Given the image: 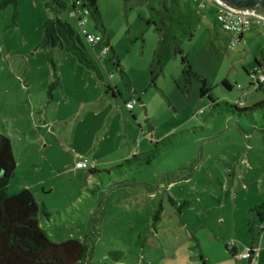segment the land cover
<instances>
[{
    "label": "rangeland",
    "instance_id": "374dc122",
    "mask_svg": "<svg viewBox=\"0 0 264 264\" xmlns=\"http://www.w3.org/2000/svg\"><path fill=\"white\" fill-rule=\"evenodd\" d=\"M62 1L73 12L75 0ZM96 1L131 88L105 41H87L83 31L104 38L92 17L81 26L67 12L47 9L45 0L0 11V134L11 140L17 162L9 193L29 189L51 214L40 224L53 243L88 247L83 264H161L189 240L198 260L212 262L219 240L231 249L239 244L237 219L264 203V107L249 117L213 107L264 101V83L250 77L261 72L264 26L253 25L237 42L219 26L214 0ZM56 18L80 34L97 70L56 49L61 85L51 89V51L39 44L45 21ZM157 27L174 40L164 49L163 71L153 76ZM174 42L212 100L201 97L198 80L187 88ZM151 153L156 159L146 164ZM77 156L90 167L77 169ZM255 235L261 240L264 231ZM113 252L122 253L120 263Z\"/></svg>",
    "mask_w": 264,
    "mask_h": 264
},
{
    "label": "trees",
    "instance_id": "16d2710c",
    "mask_svg": "<svg viewBox=\"0 0 264 264\" xmlns=\"http://www.w3.org/2000/svg\"><path fill=\"white\" fill-rule=\"evenodd\" d=\"M45 1L46 8L56 12L58 15H61L63 12L68 13L67 4L64 1ZM137 1L141 2V0ZM19 2L20 0H5L0 5V11L8 6H13L17 13ZM81 2L82 7L89 10L90 17L93 18L96 27L103 31L105 45L113 53V64L119 68L120 73L128 81L131 88L132 84L110 44L97 1L81 0ZM147 24L149 26L152 22H148ZM42 31L43 39L39 44V49L51 51L48 54V61L53 68L55 79L51 89L61 85L58 66L54 61L52 53L56 49L75 56L84 67L94 71L97 70V66L88 54L80 34L68 22H64L60 18L48 19L45 21ZM165 31L161 27H157V32L160 33L162 40L159 43L155 54V62L151 69L153 76L156 72L163 71L164 49L167 42L174 40L173 37L168 38L169 35ZM173 46L175 53L181 57L183 77L187 88L192 85L194 80H198L202 84L201 97L209 96L212 100L210 95L211 89L207 86L206 81L193 71L188 57L176 42L173 43ZM261 53L264 59V50ZM257 64L261 68L259 60H257ZM224 85L228 89H232L228 82H224ZM109 89L112 90L110 86ZM221 106L227 110V113H231L235 117H238V115L239 117H249L248 114L250 112L253 113L257 108L264 107V101L247 108H239L229 103L216 104L213 101L214 108ZM168 139L170 140V138ZM161 143L167 142L164 140ZM170 144H172L171 140L169 141ZM152 154L145 156L146 164L156 159ZM127 163L131 164L130 161ZM16 170L17 162L13 154L12 142L7 136L0 134V264H83L88 254V247L78 240H70L59 244L53 243L40 224L41 216L50 220L51 214L45 208H39L34 194L29 189H22L14 196L10 195L9 186L16 174ZM89 172L96 174L97 170L93 169ZM253 211L257 215L259 228L261 231H264V203L255 206ZM249 228L250 233L253 235L254 226L250 224ZM120 255H122L121 252H113L111 254L117 263L121 262ZM140 264L149 263L142 261Z\"/></svg>",
    "mask_w": 264,
    "mask_h": 264
},
{
    "label": "crops",
    "instance_id": "0c3cea01",
    "mask_svg": "<svg viewBox=\"0 0 264 264\" xmlns=\"http://www.w3.org/2000/svg\"><path fill=\"white\" fill-rule=\"evenodd\" d=\"M198 6H200V0H197L196 2ZM216 11L218 12L217 6ZM251 31V30H250ZM246 32L238 39L237 42H241L245 39ZM261 63L260 70H264V65L262 64V60L257 59ZM27 189V188H24ZM257 206V205H256ZM254 209V208H253ZM254 212L251 210V212L248 213L242 222H239L237 219V229L239 232L241 231L242 235H237L239 238V244H234L233 248H229L228 244L226 242L219 240L218 241V252L216 259L214 261H210V257H208V261L205 262L204 258L201 256L200 260H198L197 256L198 254L195 251H192V247L194 248L195 244L192 240H189L186 242L183 246H181L179 249L175 251V253L170 256L169 258L164 257L161 261V264H243L244 259H242V255L245 254L248 250H255L258 251V259L259 264L264 256V236L261 238V240L256 238V231L259 228V222L256 215V218H253L251 213ZM255 213V212H254ZM252 224L254 226V233L253 235L250 233L249 225ZM261 230V229H260ZM196 239V238H195ZM197 240V239H196ZM198 247H200L199 241ZM220 245V246H219ZM225 248V249H223ZM262 248V249H260ZM256 254V256H257Z\"/></svg>",
    "mask_w": 264,
    "mask_h": 264
},
{
    "label": "built area",
    "instance_id": "2783aa9c",
    "mask_svg": "<svg viewBox=\"0 0 264 264\" xmlns=\"http://www.w3.org/2000/svg\"><path fill=\"white\" fill-rule=\"evenodd\" d=\"M188 2H197V0H186ZM217 22L219 26L226 32L232 33L236 35L239 39L245 32L251 30L253 25L264 26V20L253 16V15H244L241 13L234 12L229 10L219 4H217ZM69 17H76L79 20L81 26H83L87 22V17H90V12L88 9L82 7L81 0H75L73 4V12L68 13ZM84 18V19H83ZM85 37L89 44L96 45L99 42H103L104 38L102 36H94L86 31H83ZM106 54V52L104 53ZM260 73H252L250 75L251 80L254 84L259 86L263 85L264 83V70H260ZM135 102L133 104H129L127 108L132 110L134 108ZM76 168L79 170L88 169L90 167V162L87 159H84L80 156H77ZM93 165H95L93 163ZM232 245H234L232 243ZM258 251L255 250H248L245 254L241 257L244 260H251L254 264L255 262V255Z\"/></svg>",
    "mask_w": 264,
    "mask_h": 264
},
{
    "label": "water",
    "instance_id": "95a60500",
    "mask_svg": "<svg viewBox=\"0 0 264 264\" xmlns=\"http://www.w3.org/2000/svg\"><path fill=\"white\" fill-rule=\"evenodd\" d=\"M217 4L244 15H253L264 20V0H214ZM248 264H253L249 260Z\"/></svg>",
    "mask_w": 264,
    "mask_h": 264
}]
</instances>
